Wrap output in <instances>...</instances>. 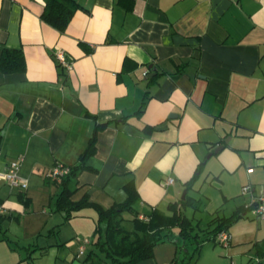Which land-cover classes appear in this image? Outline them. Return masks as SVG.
<instances>
[{"label":"crops","instance_id":"0c3cea01","mask_svg":"<svg viewBox=\"0 0 264 264\" xmlns=\"http://www.w3.org/2000/svg\"><path fill=\"white\" fill-rule=\"evenodd\" d=\"M76 2L60 35L40 19L43 0H0V55L21 50L25 61L23 72L0 71V173L21 159L27 184L18 190L0 178V264H107L93 236L96 212L66 218L54 209L60 189L45 182L55 164H77L105 122L88 169L70 184L73 202L87 195L107 210L126 200L131 182L137 198L121 223L131 231L135 216L181 201L200 165L192 204L200 211L204 188L220 200L195 232L243 211L227 247L207 242L193 255L172 230L137 264H264L255 255L264 220L245 208L264 186V0H134L131 11L116 0ZM58 52L70 70L57 67Z\"/></svg>","mask_w":264,"mask_h":264},{"label":"trees","instance_id":"16d2710c","mask_svg":"<svg viewBox=\"0 0 264 264\" xmlns=\"http://www.w3.org/2000/svg\"><path fill=\"white\" fill-rule=\"evenodd\" d=\"M116 4L126 11H131L134 0H116ZM79 9H81V6L76 0H43V11L40 19L60 35H63L74 14ZM57 67L63 69L59 64H57ZM24 69L25 61L21 50L2 48L0 55V71L2 73L23 72ZM144 105L143 102L137 114L143 112ZM108 125L109 122L96 123L92 136L88 141V146L80 156L78 163L73 166L62 165L68 169V172L61 176L59 181H52L45 177L47 184L55 185L60 189L54 204L55 211L68 213L66 218L69 217L70 213L85 208H91L96 212L97 221L93 236L96 237L95 245L98 246L100 253L104 255L107 264H137L151 259L154 248L159 243L167 240L172 230L177 231L175 238H178L183 245L185 242L190 243L193 247L192 253L196 255L205 243H215V238L220 232L228 233V229L243 217V211H237L229 217L216 216L210 221L211 229H204L200 233L195 232V228L186 214L187 208L193 205L187 193L197 181L200 165L194 176L184 184L186 187L184 200L169 204L167 213L153 210L143 219H138L135 216L132 220L133 229L131 231H127L121 225L122 214L132 211L137 198L136 190L131 182L124 187L127 193L126 200L121 204L113 205L107 210L89 202L87 195L81 200L73 202L71 196L75 189L70 188V184L80 171L88 169L85 166V161L95 152L97 133L104 130ZM151 129L153 128H145L144 130L149 131ZM58 165L55 164L54 167ZM179 249H182V247ZM258 249L260 250L255 251V255L260 258L264 257V251H262L264 248L259 247ZM185 260H179L177 257L170 264H189L188 262L185 263ZM190 260L191 257L187 258V261Z\"/></svg>","mask_w":264,"mask_h":264},{"label":"built area","instance_id":"2783aa9c","mask_svg":"<svg viewBox=\"0 0 264 264\" xmlns=\"http://www.w3.org/2000/svg\"><path fill=\"white\" fill-rule=\"evenodd\" d=\"M57 64H59L63 69L70 70L71 63L67 61L65 55L62 52H58L55 56ZM145 75V74H144ZM21 159L12 161L5 170L0 173V178L8 184L11 188L18 190H25L27 188L26 181L19 176V170L21 165ZM68 169L61 165L53 167L47 174L46 177L52 181H59V178L66 174ZM168 183H173L172 179L168 180ZM243 194H250L253 189L250 186L242 187ZM250 213L252 218L256 220H264V186L260 188V193L254 197L245 207ZM6 214V210L0 206V217ZM140 219H143L142 217ZM215 242L221 246L227 247L229 245V235L227 232H220L216 238ZM89 244V240L85 239L80 243L79 254H83L85 245Z\"/></svg>","mask_w":264,"mask_h":264},{"label":"rangeland","instance_id":"374dc122","mask_svg":"<svg viewBox=\"0 0 264 264\" xmlns=\"http://www.w3.org/2000/svg\"><path fill=\"white\" fill-rule=\"evenodd\" d=\"M204 188V187H203ZM203 193H207V196L209 197L208 199H203L202 204L199 205V210L197 211V207L195 206V204L193 205L194 209H187V213L189 217H193V212L195 214L194 216V220H193V226H196V224L199 223V227L200 228H204L207 224V222L210 220L209 216L211 211H213L215 209V207L218 206L219 204V193H217V191H215L214 189H202ZM182 196V195H181ZM196 231H198V229H195ZM174 234L177 235V231L173 230ZM173 234V233H172ZM217 247L222 248V246L217 245Z\"/></svg>","mask_w":264,"mask_h":264},{"label":"water","instance_id":"95a60500","mask_svg":"<svg viewBox=\"0 0 264 264\" xmlns=\"http://www.w3.org/2000/svg\"><path fill=\"white\" fill-rule=\"evenodd\" d=\"M153 75H154V74H150V76H153ZM225 142H226V141H225ZM222 148H223V146H218V147H216V148L213 150V152L210 153V154L207 156V158L211 157L212 154H217L219 151L222 150ZM185 195H186V190L183 191L182 196H181V200H184V199H185ZM183 249H184V246L182 247L181 250H183ZM183 259H184V258H182L181 260L183 261Z\"/></svg>","mask_w":264,"mask_h":264}]
</instances>
